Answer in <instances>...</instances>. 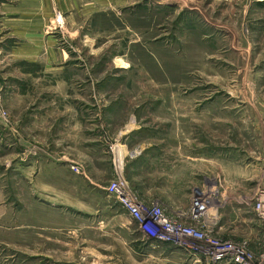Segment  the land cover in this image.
<instances>
[{
    "label": "rangeland",
    "instance_id": "rangeland-1",
    "mask_svg": "<svg viewBox=\"0 0 264 264\" xmlns=\"http://www.w3.org/2000/svg\"><path fill=\"white\" fill-rule=\"evenodd\" d=\"M52 2L0 0V264H205L107 195L119 146L140 204L264 264V0ZM195 191L215 223L170 214Z\"/></svg>",
    "mask_w": 264,
    "mask_h": 264
},
{
    "label": "built area",
    "instance_id": "built-area-1",
    "mask_svg": "<svg viewBox=\"0 0 264 264\" xmlns=\"http://www.w3.org/2000/svg\"><path fill=\"white\" fill-rule=\"evenodd\" d=\"M54 20L55 28L62 29L64 25L62 15L56 13ZM115 170V178L106 187L107 195L116 199L130 220L137 224L138 229L148 239L157 243L184 247L193 254L201 256L205 264H221L224 261L227 264H247L246 255L242 250L234 249L228 243H220L210 235L200 232L196 227L178 223L158 206L145 207L140 204L121 176L119 159L116 161ZM211 199L204 192L195 191L191 196L186 218L192 223H199L207 212ZM198 262L201 263L200 259L195 257L194 263Z\"/></svg>",
    "mask_w": 264,
    "mask_h": 264
},
{
    "label": "crops",
    "instance_id": "crops-1",
    "mask_svg": "<svg viewBox=\"0 0 264 264\" xmlns=\"http://www.w3.org/2000/svg\"><path fill=\"white\" fill-rule=\"evenodd\" d=\"M32 2V1H34V0H22V3H23V5H22V7L25 9V8H27L28 7V5H27V2ZM36 1V0H35ZM37 1H41V0H37ZM48 1V0H47ZM51 1H54V2H52V3H55V2H68V3H70V2H80V1H83V0H51ZM108 1H111V0H108ZM113 2H118V1H120V0H112ZM121 1H125V0H121ZM21 3V4H22ZM21 4H20V6H21ZM17 7H18V9H17V11L16 12H20V7L17 5ZM30 7V6H29ZM32 7V6H31ZM35 9V8H34ZM33 9V10H34ZM32 10V11H33ZM63 17V16H62ZM22 18H24L23 20H22ZM37 18V17H36ZM35 18V15H30V16H27V17H21V14H19L18 15V17L17 18H15L14 20L15 21H19V22H23V23H25V24H27V25H29V27L27 26V27H24L25 29H26V33H33L32 32V28H36L37 27V25H40V24H42L45 20H44V18L41 20H37ZM29 28V29H28ZM31 28V29H30ZM29 49H35L36 47L34 46V45H30L29 47H28ZM219 198V197H218ZM217 198V199H218ZM215 200L214 199V201L217 203V205H220L221 203H222V198H221V196H220V198L218 199V200ZM190 202V201H189ZM187 205H188V199H187ZM185 207H186V204H184V205H182L180 208H171V210H170V214H172V215H174L175 217H178V216H180V214H181V211H183V213H185L186 212V210H188V207L185 209ZM211 210V209H210ZM211 213H213V211H207L206 213H205V216H209L210 217V214ZM211 219V221L209 222V223H211L212 224V222H216L217 221V219H215L214 217H210Z\"/></svg>",
    "mask_w": 264,
    "mask_h": 264
},
{
    "label": "bare ground",
    "instance_id": "bare-ground-1",
    "mask_svg": "<svg viewBox=\"0 0 264 264\" xmlns=\"http://www.w3.org/2000/svg\"><path fill=\"white\" fill-rule=\"evenodd\" d=\"M119 148L120 149L118 150V159H119V165H121L122 164V156L124 154V148L122 146H119Z\"/></svg>",
    "mask_w": 264,
    "mask_h": 264
}]
</instances>
